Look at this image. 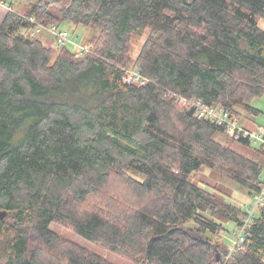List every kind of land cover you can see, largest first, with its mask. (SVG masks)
Instances as JSON below:
<instances>
[{
  "label": "trees",
  "instance_id": "16d2710c",
  "mask_svg": "<svg viewBox=\"0 0 264 264\" xmlns=\"http://www.w3.org/2000/svg\"><path fill=\"white\" fill-rule=\"evenodd\" d=\"M7 1V0H0ZM97 29L77 58L28 32ZM264 0H38L0 23V264H109L62 224L133 264H264V205L229 259L226 225L245 206L191 180L209 168L248 197L264 146L216 140L225 128L170 94L252 115L264 94ZM148 31L138 54L134 37ZM136 57H135V56ZM138 69L146 85L125 84ZM249 202L248 204H250ZM216 252L220 254L216 262Z\"/></svg>",
  "mask_w": 264,
  "mask_h": 264
},
{
  "label": "rangeland",
  "instance_id": "374dc122",
  "mask_svg": "<svg viewBox=\"0 0 264 264\" xmlns=\"http://www.w3.org/2000/svg\"><path fill=\"white\" fill-rule=\"evenodd\" d=\"M38 0H7L0 2V23L2 22L6 12H13L19 15H23L26 10L36 3ZM259 27L264 31V19L260 20ZM60 28L68 31L71 40L77 42L78 44L85 45L90 48V46L86 45V41L91 38V36L99 31L93 28H86L81 25H74L70 22H65L60 25ZM31 30L28 32L30 35ZM148 31L139 33L134 37V51L135 54H138L143 44L145 43L148 35ZM40 39L45 45L49 47H54L58 51H60L61 47H58L55 39L49 34H40L37 37ZM73 46H68V49L72 51ZM91 50V48H90ZM73 53V52H72ZM135 56V55H134ZM136 57V56H135ZM251 105L259 110L257 115H252L250 112L245 111L244 109H239L241 112V121L245 123V125L253 128L254 126H261L264 128V94L260 97L255 98ZM254 123V126L252 124ZM216 140L220 142L222 145L231 147L236 152L250 157L253 155V151L249 148H243L236 142L232 141L228 137L224 135L217 136ZM256 148V146H254ZM264 174V173H263ZM191 180L198 184L199 186L209 189L214 192L216 195H219L229 201H232L239 205H246L252 201L251 198L248 197L245 190L240 189L238 185H236L233 181H231L228 177L223 175L222 173L216 172L209 168H204L199 172H196L192 175ZM235 223H229L226 225L227 231L223 234L224 242L230 246L232 241L235 238L234 234ZM61 239L73 243L75 245L81 246L87 251L100 256L109 264H133V262L119 254L111 252L110 250L102 247L99 244L93 243L84 237L80 236L72 229L65 227L62 224L53 223L50 227Z\"/></svg>",
  "mask_w": 264,
  "mask_h": 264
},
{
  "label": "built area",
  "instance_id": "2783aa9c",
  "mask_svg": "<svg viewBox=\"0 0 264 264\" xmlns=\"http://www.w3.org/2000/svg\"><path fill=\"white\" fill-rule=\"evenodd\" d=\"M28 20L33 24V28L31 29L32 33L30 34L31 37H37L40 34H49L55 39L58 47L68 48V46H73V49H71L77 58L92 53L89 47L71 40L68 31L60 28V25H43L38 23L33 17L28 18ZM125 71L126 73L123 77L125 84L134 83L143 86L149 83V79H147L140 70L128 69ZM170 95L181 105L192 108L199 119L209 120L224 127L227 137L232 141H248L251 145L256 147L264 146L263 127L254 126L251 128L245 125L239 117L233 116L230 111L206 105L199 99L187 98L178 94ZM259 188L260 191L253 197L251 203L245 206L244 210L246 214L241 225L235 224V238L231 245L228 246V259L242 249L246 233L254 222L257 211L264 205V176Z\"/></svg>",
  "mask_w": 264,
  "mask_h": 264
},
{
  "label": "water",
  "instance_id": "95a60500",
  "mask_svg": "<svg viewBox=\"0 0 264 264\" xmlns=\"http://www.w3.org/2000/svg\"><path fill=\"white\" fill-rule=\"evenodd\" d=\"M8 215V212L6 211H1L0 210V220H4ZM220 261V254L216 252V262L219 263Z\"/></svg>",
  "mask_w": 264,
  "mask_h": 264
},
{
  "label": "crops",
  "instance_id": "0c3cea01",
  "mask_svg": "<svg viewBox=\"0 0 264 264\" xmlns=\"http://www.w3.org/2000/svg\"><path fill=\"white\" fill-rule=\"evenodd\" d=\"M253 126H254V123L252 122Z\"/></svg>",
  "mask_w": 264,
  "mask_h": 264
}]
</instances>
